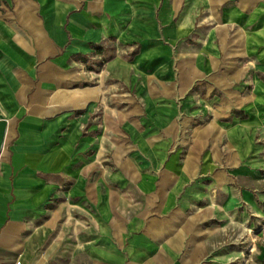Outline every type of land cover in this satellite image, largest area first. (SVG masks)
Masks as SVG:
<instances>
[{"label": "crops", "instance_id": "1", "mask_svg": "<svg viewBox=\"0 0 264 264\" xmlns=\"http://www.w3.org/2000/svg\"><path fill=\"white\" fill-rule=\"evenodd\" d=\"M196 29L205 51L257 50L264 0H0V264H193L181 197L194 159L163 169L156 138L131 157L115 132L139 130L130 94L171 95L176 67L190 82L194 57L175 52ZM255 103L263 121L264 94ZM130 187L144 203L126 214Z\"/></svg>", "mask_w": 264, "mask_h": 264}, {"label": "rangeland", "instance_id": "2", "mask_svg": "<svg viewBox=\"0 0 264 264\" xmlns=\"http://www.w3.org/2000/svg\"><path fill=\"white\" fill-rule=\"evenodd\" d=\"M204 37L196 29L189 41L173 51L193 55L190 82H179L180 67H176L174 79L163 84L171 88V95L130 94L131 108L143 109L132 116V122L141 123L139 130L132 125L130 134L116 131L115 138L126 141L125 155L131 157L138 150L143 155L137 139L152 142L156 138L157 144L147 150L162 156L163 169L171 160L181 170L188 158L194 159L187 167L195 172L189 182L195 184L194 190L188 198H177L184 204L189 200L184 206L188 235L181 251L194 252L193 264H264V120L259 116L262 108L255 103L257 94H264V45L255 50L245 41L237 49L232 44L224 50L205 51ZM155 105L163 108V126L173 122L172 129L164 131L152 122L151 118L160 117L156 112L148 115ZM241 108L246 110L242 118L225 120ZM203 128H210L211 134L207 143L195 147V133H202ZM105 151L111 160V152ZM127 191L122 206L126 214H133L139 204L143 207L144 198L131 187Z\"/></svg>", "mask_w": 264, "mask_h": 264}, {"label": "built area", "instance_id": "3", "mask_svg": "<svg viewBox=\"0 0 264 264\" xmlns=\"http://www.w3.org/2000/svg\"><path fill=\"white\" fill-rule=\"evenodd\" d=\"M18 263V262H17Z\"/></svg>", "mask_w": 264, "mask_h": 264}]
</instances>
